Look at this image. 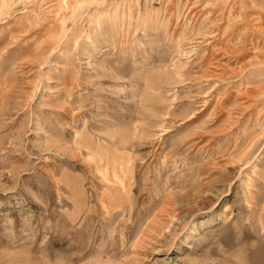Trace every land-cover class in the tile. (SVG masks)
<instances>
[{
  "label": "rangeland",
  "instance_id": "374dc122",
  "mask_svg": "<svg viewBox=\"0 0 264 264\" xmlns=\"http://www.w3.org/2000/svg\"><path fill=\"white\" fill-rule=\"evenodd\" d=\"M0 264H264V0H0Z\"/></svg>",
  "mask_w": 264,
  "mask_h": 264
}]
</instances>
